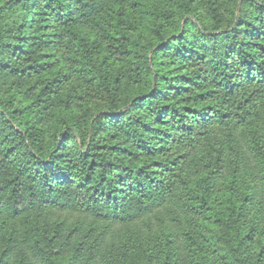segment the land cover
I'll return each instance as SVG.
<instances>
[{
  "label": "trees",
  "instance_id": "16d2710c",
  "mask_svg": "<svg viewBox=\"0 0 264 264\" xmlns=\"http://www.w3.org/2000/svg\"><path fill=\"white\" fill-rule=\"evenodd\" d=\"M0 264H264V0H0Z\"/></svg>",
  "mask_w": 264,
  "mask_h": 264
}]
</instances>
